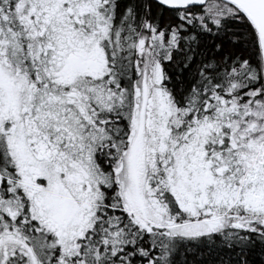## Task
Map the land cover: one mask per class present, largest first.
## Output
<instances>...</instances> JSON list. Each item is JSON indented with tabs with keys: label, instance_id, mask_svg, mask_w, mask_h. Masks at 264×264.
Listing matches in <instances>:
<instances>
[{
	"label": "snow or ice",
	"instance_id": "6c2138e0",
	"mask_svg": "<svg viewBox=\"0 0 264 264\" xmlns=\"http://www.w3.org/2000/svg\"><path fill=\"white\" fill-rule=\"evenodd\" d=\"M0 264H264V0H0Z\"/></svg>",
	"mask_w": 264,
	"mask_h": 264
}]
</instances>
